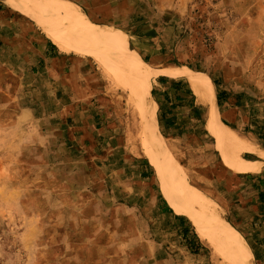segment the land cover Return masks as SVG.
I'll return each instance as SVG.
<instances>
[{"label":"rangeland","instance_id":"1","mask_svg":"<svg viewBox=\"0 0 264 264\" xmlns=\"http://www.w3.org/2000/svg\"><path fill=\"white\" fill-rule=\"evenodd\" d=\"M65 1L123 33L152 69L207 75L220 122L264 152V0ZM6 23L34 46L48 41L66 67L60 78L48 72L53 64L31 70L0 52V264H230L226 249L162 195L144 155L134 82L113 47L94 45L102 65L63 53L35 20L0 1ZM193 97L198 110L183 113L185 129L164 142L187 183L250 249L244 231L256 228L243 213L259 211L256 194L237 192L247 176L264 180V157L240 155L259 162L245 168L261 166L257 173L229 169L205 130L207 107Z\"/></svg>","mask_w":264,"mask_h":264},{"label":"bare ground","instance_id":"2","mask_svg":"<svg viewBox=\"0 0 264 264\" xmlns=\"http://www.w3.org/2000/svg\"><path fill=\"white\" fill-rule=\"evenodd\" d=\"M6 6L35 20L49 40L63 53H76L94 58L100 65L94 45L112 46L121 64L134 82L133 94L141 113L140 137L145 157L155 170L162 195L174 211L184 214L200 236L227 251L230 264H254L243 238L218 215L215 205L192 188L172 159L170 150L156 129V105L149 96L152 77L159 74L185 79L199 104L207 107L205 130L215 140V148L227 167L240 171L252 164L241 158L250 152L264 157V152L250 146L219 119L214 86L209 77L186 67L155 71L142 62L136 52L128 49L126 36L108 27L90 23L77 7L65 0H0Z\"/></svg>","mask_w":264,"mask_h":264},{"label":"crops","instance_id":"3","mask_svg":"<svg viewBox=\"0 0 264 264\" xmlns=\"http://www.w3.org/2000/svg\"><path fill=\"white\" fill-rule=\"evenodd\" d=\"M8 24L10 23L0 25V52L10 53V55L16 54V56L20 59L22 58V61L24 60L28 65H30L31 70L37 68L38 70L40 69L41 72L47 63L53 64L54 67H52L48 72L61 78V72L58 71V69L66 67V59L60 57V55L55 52L50 43H48L45 39L40 38L37 41V45L34 46L31 41H28L24 37L20 36V33L15 25H13V27ZM166 69L168 68L155 71H163ZM179 82V79L170 78L162 74L155 76V78H152L151 80V91L155 99L152 100L153 102L155 101V113H157L155 120L156 117L159 120V122L156 121V126L158 127L157 130L159 129L162 135L160 136L162 138L164 137L170 140L178 139L179 137L176 133L184 130L186 127L182 114H188V112L195 113L198 110L194 101V94L191 93L192 91L190 88V90L188 89L189 85L188 87L186 85L184 89H181V84ZM244 161L249 164L259 163L257 161ZM260 169L261 166H257L254 168L235 171V173H257ZM261 175L262 174H257L254 177H252V175L247 176L248 179L246 180H248V183H251V186L248 184L246 185V180H240V186L238 188L239 192H237L238 195H241L240 193H243L244 189H246L245 191H247V193L250 190L255 191L253 194H256V203L259 211H254L253 216L258 217L259 220L257 219L258 221L254 223V219L256 218H254L251 213L244 212L243 216L248 219H253L252 225L256 228L253 231H251V229L246 232L244 231V237L249 243L252 252L251 254L253 255L252 257H254L257 264H264V203L261 199H259L260 195L264 193V187L258 185L259 183L263 184L264 182ZM241 209L250 210L251 208L243 207ZM244 225H246V223Z\"/></svg>","mask_w":264,"mask_h":264}]
</instances>
